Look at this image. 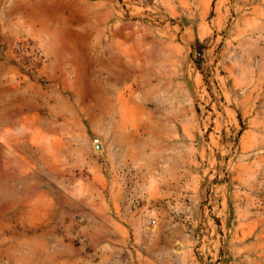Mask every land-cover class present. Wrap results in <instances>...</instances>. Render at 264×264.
<instances>
[{
    "label": "rangeland",
    "instance_id": "1",
    "mask_svg": "<svg viewBox=\"0 0 264 264\" xmlns=\"http://www.w3.org/2000/svg\"><path fill=\"white\" fill-rule=\"evenodd\" d=\"M0 264H264V0H0Z\"/></svg>",
    "mask_w": 264,
    "mask_h": 264
}]
</instances>
